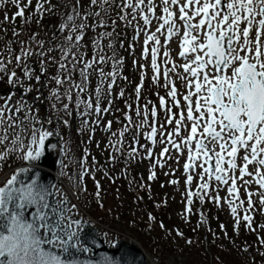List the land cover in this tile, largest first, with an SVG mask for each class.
I'll list each match as a JSON object with an SVG mask.
<instances>
[{
	"label": "snow or ice",
	"instance_id": "1",
	"mask_svg": "<svg viewBox=\"0 0 264 264\" xmlns=\"http://www.w3.org/2000/svg\"><path fill=\"white\" fill-rule=\"evenodd\" d=\"M88 3L90 7L106 11L104 5L111 7L115 0H88ZM55 6L53 0H35V4L33 0H0V33L10 31L17 38L11 42L0 38V88L4 89L0 94V144L11 140L13 145L0 151V165L7 166L13 152L22 153L19 158L24 161L38 160L45 140L58 134L45 125H52L55 116L59 124L69 127L66 117L73 115L70 104L75 99L76 115L90 132L89 142L95 132L91 125L101 127L102 122L103 130L115 137L109 138L106 146L110 149L109 162L115 161L119 154L130 163L140 158L143 150V158L153 161L148 176V180H153L156 172L152 169L164 167L169 160L180 164L183 158L186 212L192 211L193 197L201 203L206 198L213 199L219 206L220 186H227L228 197L224 201L236 227L243 220L249 231L257 232L253 217L247 213L252 209L264 214V191H250L254 184L264 190V0H120L116 7L124 14L118 13V18L134 28V40L143 35L141 59H150L152 83L167 90L166 96L156 93L158 104L148 100L142 105L145 64H139L140 83L134 88L135 101L130 103L125 100L123 89L114 94L122 63L116 59L115 51L107 56L96 42L91 59L85 58L88 54L77 55L89 16L101 15L99 11L81 15L82 0H75L73 4V11L82 23L71 29L72 34L67 35L62 44L47 47L36 39V33L29 35L28 40L18 39L21 36L17 30L18 20L21 25L31 23L33 18L39 23ZM10 9L15 11L10 14ZM67 19L72 21L73 16ZM154 21L155 31H152ZM99 26H104L102 20ZM64 27L61 25V29ZM103 35L111 37L112 33ZM173 38L179 41L176 53L179 63L167 47ZM107 47L113 49L111 43ZM161 48L165 49L164 59L158 63ZM109 60L113 62V70L105 73L100 65ZM133 63L136 65L137 61ZM50 69L55 71L50 74ZM77 70L79 83L73 79ZM92 72L99 77L94 98L89 93L81 99L88 91ZM177 80L183 85V92ZM49 84L55 87L44 96L43 89ZM65 84L69 85L67 89L63 88ZM117 99L124 103V109L115 107ZM45 100L54 101L47 119L41 118L38 107ZM113 111L123 114V120H116L122 125L117 131H112L113 120H105ZM133 112L135 118L130 114ZM89 117L93 119L89 121ZM18 128L20 131L16 132ZM24 132L29 133L27 144L22 139ZM127 133H131V142L125 151ZM141 137L148 144H142ZM158 145L156 154L154 149ZM96 146L100 147L99 142ZM88 156L85 149L81 179L89 171ZM27 172V168L14 170L0 185V264H82L72 257L73 250L89 251L80 247L79 232L75 229H80L81 224L66 215L75 205L67 209L60 203L50 205L48 197L52 193L35 180L25 183L22 176ZM170 174L173 173L165 172V175ZM194 180L196 190L192 191ZM179 182L170 181L171 184ZM96 188L98 199V181ZM241 188L247 200L240 198ZM210 189L217 195L211 196ZM254 196L258 197L259 209L255 207ZM245 203L248 207L241 217L237 208ZM63 204H67V197L63 198ZM30 209L34 210L29 212ZM258 228L264 230V224ZM176 235L183 236V233L177 231ZM257 239L264 246V238L258 234ZM186 242L192 244L191 240ZM259 255L264 257V252ZM100 264H113V261L105 257Z\"/></svg>",
	"mask_w": 264,
	"mask_h": 264
},
{
	"label": "rangeland",
	"instance_id": "2",
	"mask_svg": "<svg viewBox=\"0 0 264 264\" xmlns=\"http://www.w3.org/2000/svg\"><path fill=\"white\" fill-rule=\"evenodd\" d=\"M120 49L122 50L123 47H121V44L117 42L116 49L114 50V48H113L112 53H113V51H115V53L117 54L120 51ZM138 50H139V48H137V51L134 52V54H137ZM123 51H124V49H123ZM136 61H137V64L135 65V67H136L135 69L137 70V73L139 76V73L141 74V69L139 68V64H145L146 66H148L150 64V59L148 61H146V60L140 61V62H138V60H136ZM145 69H146V67H145ZM145 69H144V72L146 73L145 77H146V79H148V81L149 80L151 81V77H152L151 67L149 68L148 72ZM151 83H152V81H151ZM48 89H50V88H48ZM182 90L184 91L183 87H182ZM166 91L167 90L165 89V95H166ZM163 92H164V88H163ZM117 93H119V91H117ZM53 102L54 101H49L48 103L50 105H52ZM115 102H117V101H115ZM56 103L58 104V102H56ZM123 107L118 105V108H120V109H124ZM120 113H122V112H120ZM39 114L42 115V113H39ZM66 130H68V128ZM10 131H12V130H10ZM68 136H69V134H68ZM3 146H4V144H0V150L1 151H4ZM67 158H68V163L71 162L70 167L73 169V171L75 170L73 172V175H72L75 177L76 174L78 173V171H77L78 167L76 164L77 156H75V159L74 158L72 159L67 155L65 160H67ZM182 159H181V161H182ZM176 165L178 167L179 165H181V163L176 164L175 161L172 160V164L166 163L163 168H164V170L169 168L168 173H173L172 171H175ZM148 167L151 168V166H148ZM164 170L161 173L163 176H164ZM177 174H179V173H177ZM170 176H173V174H170ZM170 176L166 175V177L164 176V179L168 180ZM74 177L72 179L68 180L67 182L71 185H73L74 183H77L78 181H76V179ZM177 177H178V181H180V176H177ZM166 186L169 188V194L166 197V199L169 200L171 198L174 200V202H172V204H171L172 208L169 210V217L171 219H175L179 223L178 226L180 228H184L185 227L184 226L185 219L182 218V215L180 213L183 209V206L180 204V202L178 200V198H179L178 193H176V196L174 198V196H172V193L175 191L174 187L172 185L169 186L167 184H166ZM256 187H258V186L254 184L250 188V191H252L253 188H256ZM223 188L221 189V191L223 192L221 195L222 199L228 197L227 188L226 189L225 188L223 189ZM112 191H113L112 189L110 191L109 186H107V185L103 186V192L101 193L102 197H100L101 198L100 201L103 202L105 207H103L102 210L106 211V213H108L110 210H112L115 213H120V211L122 209L121 212H123L125 215H127L126 213L129 214L124 219L125 220L128 219L130 221H133V223H136L138 225L143 226L144 233L143 232L138 233L137 231H133V229L129 226V223L125 222V220H123L122 217H115V220L112 223H110L108 220H106V221L105 220H99V218L97 216L95 218L94 215L91 213V210H89L83 203L80 202V198L78 195H77V199H78L81 207L86 212H88L95 220H97V222H99V224H101L102 226H107V227L115 230V232L111 233V236H114V235L115 236H117V235H119V236H130L133 240H136L139 245L143 246V250L145 251L148 258L151 259L152 261H154L155 263L161 264V262L165 260L167 264H184L183 262L185 261V258L183 256V253L179 249H176L177 247L176 248L174 247L171 250L168 249V247H170V245H168V244L173 243V244H177L178 246L180 245V247H182V248H185V246L188 245L186 242V237L183 236L182 239H179V237L176 235V231L173 230L172 223L167 219L164 220L165 228L163 230L161 228L157 227L158 226L157 221L155 222L154 225H152L150 223L151 219H149L150 215H149V213L146 212L147 208L150 209V206L147 207L145 205L142 209H139L136 206H134L133 202H130V201H132L131 198L128 197V195H130V192L125 196L127 199H125V197H122L123 199H120V197H117V195L115 193H112ZM258 191H260L259 188H258ZM93 198L95 200H98L97 196H95V195H93ZM240 198L246 199L247 196L244 195V197H240ZM256 200L258 201V197H256ZM221 205L222 204H220V206ZM127 206L129 209L128 208L126 209ZM152 212L156 218L161 217L160 213H157L155 211H152ZM150 226H153V229L158 228L157 233H156L157 235H155V233L150 230ZM195 228L197 229L196 226H195ZM140 236L142 237V240H143L142 244L140 241V238H141ZM151 241H153V242H151ZM202 241H203V239H202ZM205 241H206V239H205Z\"/></svg>",
	"mask_w": 264,
	"mask_h": 264
},
{
	"label": "water",
	"instance_id": "3",
	"mask_svg": "<svg viewBox=\"0 0 264 264\" xmlns=\"http://www.w3.org/2000/svg\"><path fill=\"white\" fill-rule=\"evenodd\" d=\"M61 140L62 138L59 134L48 137L45 140L42 156L35 161H26L37 166L21 167L19 169H28V172L22 176L25 183H31L35 180L41 187L46 188L52 193L48 197L50 205L60 203L61 206L67 209L71 208L72 204L54 175V173H59L60 171L59 165L63 155ZM64 197H67V204H63ZM33 210L30 209L29 212ZM66 215L71 216L73 220H77L81 224L80 229H75L79 232L80 247L81 249L87 248L89 251L75 252L73 250L72 257L78 259L82 264L88 261H91L92 264H100L105 257L111 258L113 264H147L144 253L131 240L118 239L113 245H107L98 228L92 223H88L78 211L77 207L72 208L71 212H66Z\"/></svg>",
	"mask_w": 264,
	"mask_h": 264
},
{
	"label": "trees",
	"instance_id": "4",
	"mask_svg": "<svg viewBox=\"0 0 264 264\" xmlns=\"http://www.w3.org/2000/svg\"><path fill=\"white\" fill-rule=\"evenodd\" d=\"M54 24L55 21H53V25H50V27L55 28L56 25ZM93 157L97 159L95 156ZM85 189H81L80 194L82 195L83 199L87 201V206L89 209H91L93 214H95V216H97L100 220H108L109 222H113L116 216L115 212L109 211L106 213V211L102 210L104 204H102L100 201L96 203L91 200L90 197L92 192H87V187ZM101 204L103 207H100ZM159 211L162 212V217H167L166 206H161ZM121 216H124L122 212ZM210 225L216 230L212 241L208 243L207 251H205L203 247H190L188 251L190 254L186 260L188 261L187 264H264V257L259 255L260 252H264V246L259 245V242L256 240L254 235L244 234V231H241L239 240L232 239L231 233L226 236L223 235L218 228H216V222L214 220L210 221ZM133 230L141 233V228L137 227V225L133 227ZM261 237L264 238L263 235ZM244 247L248 248V252L246 254L242 250Z\"/></svg>",
	"mask_w": 264,
	"mask_h": 264
}]
</instances>
